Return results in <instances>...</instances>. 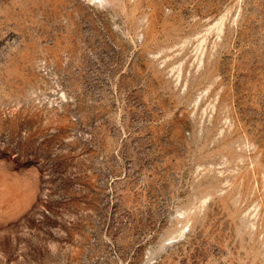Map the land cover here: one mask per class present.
<instances>
[{
	"label": "rangeland",
	"instance_id": "374dc122",
	"mask_svg": "<svg viewBox=\"0 0 264 264\" xmlns=\"http://www.w3.org/2000/svg\"><path fill=\"white\" fill-rule=\"evenodd\" d=\"M0 264H264V0H0Z\"/></svg>",
	"mask_w": 264,
	"mask_h": 264
}]
</instances>
